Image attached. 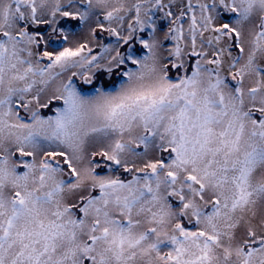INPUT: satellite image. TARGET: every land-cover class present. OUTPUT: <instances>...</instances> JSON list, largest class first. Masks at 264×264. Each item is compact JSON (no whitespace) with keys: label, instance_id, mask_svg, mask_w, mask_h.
I'll return each instance as SVG.
<instances>
[{"label":"snow or ice","instance_id":"obj_1","mask_svg":"<svg viewBox=\"0 0 264 264\" xmlns=\"http://www.w3.org/2000/svg\"><path fill=\"white\" fill-rule=\"evenodd\" d=\"M0 264H264V0H0Z\"/></svg>","mask_w":264,"mask_h":264},{"label":"rangeland","instance_id":"obj_2","mask_svg":"<svg viewBox=\"0 0 264 264\" xmlns=\"http://www.w3.org/2000/svg\"><path fill=\"white\" fill-rule=\"evenodd\" d=\"M73 27L76 26L77 22H70ZM161 27L163 28L164 27V24L162 23L161 24ZM76 31H79V28H76ZM104 35V38H105V42H108V37H107V34H103ZM145 38H147V36L145 35ZM168 46H171V43L169 42V45ZM78 84H80L81 82L80 81H77ZM84 87H88V86H84Z\"/></svg>","mask_w":264,"mask_h":264}]
</instances>
